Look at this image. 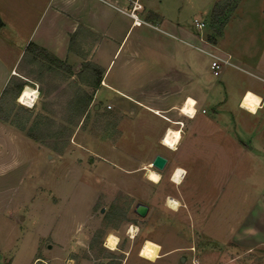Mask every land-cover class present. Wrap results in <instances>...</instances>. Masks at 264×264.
<instances>
[{"label":"rangeland","instance_id":"obj_1","mask_svg":"<svg viewBox=\"0 0 264 264\" xmlns=\"http://www.w3.org/2000/svg\"><path fill=\"white\" fill-rule=\"evenodd\" d=\"M234 1L215 0L213 6L222 8L224 15L215 20L211 10L208 13L209 0H190V7L184 8L187 23L191 26L193 19L204 21L205 27L196 35L209 42L205 45L199 41L198 45L224 53L210 44L222 36ZM165 2L161 0L162 5ZM242 10L252 11L250 6ZM233 27L218 45L231 48L227 39ZM247 36L249 41L240 38L246 47L243 52L253 55V47L261 44L259 39L264 34L248 33L246 40ZM0 44L5 45L1 38ZM184 47L194 65L191 76L198 74L206 82L216 80L207 67L209 57L193 47ZM30 53L33 60L16 67L25 79L9 76L0 89V258L13 257L14 264H29L34 253L38 257L34 264H78L81 260L92 264H146L137 254L149 261L145 257L153 251L152 245L160 244L163 252L172 250L174 258L162 257L155 264H264V207L250 208L252 201L264 196V107L256 115H248L252 105L247 93L240 99L241 109L236 107L240 94L233 92L250 78L245 70L233 65L222 67L219 80L235 82L228 93H224L222 84L221 93H180L172 109L168 107L173 102H164L166 97L170 99L167 93H145L154 98L159 95L161 98L155 99L160 100L161 109L157 113L141 112L128 100H123L119 110L114 99L118 95L112 92L95 93L101 83L100 73L89 61H61L40 48ZM24 85L38 91L33 106L17 101ZM184 94L196 101L193 119L179 111ZM218 106L229 113L214 115ZM204 124L210 130H204ZM215 125L226 129H211ZM168 127L180 130V144L186 138L191 141L189 155L180 156L181 145L172 151L160 144ZM7 133L26 140L14 145L4 137ZM207 136L211 146L223 145L217 152L212 147L204 164L198 165V151L206 147L201 139ZM231 138L239 143L254 140L256 158L243 155L238 162L232 161V150L225 142ZM156 154L168 157L169 163L162 170L153 169L162 177L153 184L145 173ZM182 161L190 170L176 185L170 177L174 164L180 166ZM5 164L8 166L2 167ZM195 166L198 170L193 171ZM194 173L203 174L206 193L198 188ZM168 197L181 203L178 212L166 207ZM30 198L34 200L30 202ZM137 203L148 207L145 216L134 213ZM20 205H25L30 216L24 210L12 215L4 208L9 206L15 212ZM205 206L212 215L217 213L219 226L205 224V216L213 218L209 211L204 212ZM130 225L140 229L134 239L129 235ZM109 233L120 239L117 251L104 245ZM177 256L184 258L183 263Z\"/></svg>","mask_w":264,"mask_h":264},{"label":"crops","instance_id":"obj_2","mask_svg":"<svg viewBox=\"0 0 264 264\" xmlns=\"http://www.w3.org/2000/svg\"><path fill=\"white\" fill-rule=\"evenodd\" d=\"M134 1L140 5L136 11L137 16L142 20L140 24H133L132 19L126 14ZM209 1L211 6L208 13L215 0ZM244 6L246 9L250 6L252 11L245 12L242 10ZM189 7L190 0H166L164 5H162L161 0H0V20L2 22L0 38L1 43H5L3 46L0 44V89L9 79V76L25 79V76L16 67L25 61L33 60L28 50L29 46L33 45L61 61L75 64L89 61L92 66L98 67L101 83L96 88L95 93L112 92L118 95L114 98L117 100L118 109L120 106L123 107V100H128L136 104L139 107L137 110L140 109L141 112L160 110V100L156 99L161 97L159 98L157 95L158 97L155 99L145 93H167L170 99L166 97L164 102L167 103L169 100L173 102L168 107L171 109L175 108L174 105L178 101L180 93L214 94L221 93L222 89H224V93H228V87L234 86L235 82L229 80L222 82L219 80L220 75L212 82L202 80L197 77L198 74L191 76L194 65L190 55H188V49L184 46L187 45L185 42L198 44L199 40L195 27L187 23L188 18L185 16L184 8L187 10ZM193 7H196V3ZM236 21H238L237 24H235ZM231 25L235 27H233L232 36H230L233 40L230 37L227 39L231 44V48L228 49V44L221 46L218 45V41L221 38H227V32L229 29L231 30ZM248 33L264 34V0L234 1L228 12V18L222 26V36L218 37L216 43L212 45L214 48L218 46L222 52L228 54L231 57L230 61L233 59V62L236 63L235 65L232 62L233 68L245 70V73L250 77L247 84L233 92L238 93L237 95L240 94L236 105L238 109H241L239 102L241 98L245 97L244 93H256L259 97L264 98V37L259 39L261 44L257 45V48L253 47L255 49L254 54L248 55L243 52L246 47L242 43V40L249 41V36L246 37L247 40L245 39V34L248 35ZM253 39L252 42L254 43ZM207 67L210 70L209 59ZM9 68L13 69L14 73H9ZM232 75L236 76V71H233ZM221 84L222 89L220 88ZM138 97H141V100ZM186 97L188 96L184 94V99ZM214 110V115L229 113L221 106ZM249 114L252 115L248 112ZM2 126L0 122V129ZM208 127V124H204V130H210ZM200 128H202L201 125ZM211 129L225 131L226 126H221V128L216 126ZM5 136L9 138V141L16 142V144L18 142L24 143L26 140V138L18 137L13 133H7ZM208 138L210 136L201 139L206 147L200 148L198 151L200 157L198 165L204 164L207 159L206 156L212 152V147H214V152H217L221 150L220 147L223 145L220 143L211 146L212 143L209 141L211 139ZM184 140H182V144H180L181 139L179 142V145L182 146L180 156L183 158L189 155L191 151V141L187 138ZM225 142L230 145L232 150V161L238 162L237 158L243 155L256 158L254 152L257 151V144L254 140L246 139L245 142L239 143L237 139L231 138L226 139ZM165 159L166 165L169 163V158L165 157ZM201 160L203 163H200ZM179 165L174 164L173 167H180L187 171L190 168L183 161ZM3 166L7 167L8 164ZM199 167L202 168V166ZM195 168L196 166L191 169L195 171ZM228 174L229 170L226 175L228 176ZM194 177H198V188L206 193L203 174L194 173ZM33 200L34 198L29 199L30 202ZM257 206L264 207L263 195L258 196L256 201H252L250 208L254 210ZM24 207L25 205L17 206L16 209L18 210L15 212L9 206L4 208L9 210L12 215L18 214L19 210H24L27 216H30ZM203 209L204 212L210 210L207 206ZM0 211L2 210L0 209ZM215 214L217 215V213ZM216 215H212L209 211V216L213 218L205 216L203 218L205 224L219 226V218ZM22 219L24 220V216ZM228 233H234V231ZM233 235L231 239H234L235 236L233 237ZM171 252L172 250L163 252L160 245V258L166 257L171 260L172 257L174 258ZM32 256L29 264H34L38 259L34 253ZM3 257L0 258V264H14L13 257L4 258V260ZM137 258L140 261H145L146 264H150V261L139 257L138 254ZM158 260L162 259H157L155 263ZM177 260L179 263H183L184 258L177 256ZM134 262L132 264H136ZM163 263L166 264L167 261ZM78 264L92 263L81 260Z\"/></svg>","mask_w":264,"mask_h":264},{"label":"clouds","instance_id":"obj_3","mask_svg":"<svg viewBox=\"0 0 264 264\" xmlns=\"http://www.w3.org/2000/svg\"><path fill=\"white\" fill-rule=\"evenodd\" d=\"M246 96L251 101V105H252L250 109L251 114L256 115L257 111L261 107H264V98L256 96L254 93H251V92L247 93ZM188 104H189V108L184 111V115H186L189 119H193L195 118L197 114V109L195 107L196 101L189 98ZM180 139H181V133L176 132L175 140H173L171 143L169 142L166 143L165 140H163L162 143L166 147H168L170 150L176 151L179 145ZM153 169H154L153 165L146 167V177L145 178L149 180L150 182H152L153 184H158L162 177L160 176L159 172ZM186 176H187L186 169L177 168L173 172L171 180L174 184L180 185L183 182V180L186 178ZM181 206H182L181 203L177 200L170 198L169 200L166 201V207H168L169 210L172 212H178ZM139 231L140 229L136 225L129 226V235L131 238L134 239L135 236L139 234ZM119 243H120L119 237L113 233H109L105 240V247L108 248L110 251H117ZM148 243H151V242H148ZM152 248H153V251L149 253L145 258L150 261V264H155V261L160 258L159 257L160 245L153 244Z\"/></svg>","mask_w":264,"mask_h":264},{"label":"built area","instance_id":"obj_4","mask_svg":"<svg viewBox=\"0 0 264 264\" xmlns=\"http://www.w3.org/2000/svg\"><path fill=\"white\" fill-rule=\"evenodd\" d=\"M139 8H140V5L134 1L132 3L131 8L126 11V14L132 19L133 24H140L142 22V20L139 19V17L137 16V13H136V11ZM192 23H193V26L195 27V30H197V31H201L205 27L204 21L199 20V19H193ZM197 39L201 43L203 42V44H205V45H206V43H209L207 40H204L200 36L197 37ZM185 43L188 46L193 47V48L203 52L204 54H206L209 57V68H210L212 75L215 77L219 76V73H220L222 67H225L227 65H232V63L230 61L231 57L229 55L225 56L224 53L220 54V53L214 51L212 48L205 47L206 48L205 49L201 45H198V44H194V43H190V42H185ZM207 45H209V44H207ZM210 46H212V45L210 44ZM106 108H110V105H107Z\"/></svg>","mask_w":264,"mask_h":264},{"label":"bare ground","instance_id":"obj_5","mask_svg":"<svg viewBox=\"0 0 264 264\" xmlns=\"http://www.w3.org/2000/svg\"><path fill=\"white\" fill-rule=\"evenodd\" d=\"M37 92L34 88L30 87L29 85H25L23 86L22 90L20 91L19 95H18V102L24 106H27V107H30L31 105L33 106V102L35 101L36 97H37ZM191 98L192 100H194L192 97H186L184 100H183V103L181 104L180 108H179V111L180 113H182L184 115V111L186 109L189 108V104H188V99ZM186 116V115H185ZM176 132H180V130L178 129H173V128H170L168 127L165 132L163 133V135L161 136L160 138V144L163 145L164 147H166L162 141L163 140H168L169 143H171L173 140L176 139ZM181 133V132H180ZM168 148V147H166ZM169 149V148H168ZM177 168H180V167H176L174 169V171L177 169ZM173 171V172H174ZM172 172V174H173ZM172 174H171V177H172ZM146 175V173H145ZM171 177H170V180H171ZM172 181V180H171ZM174 199L176 200L175 198H172V197H168L167 200L169 199ZM128 233V232H127ZM108 236V235H107ZM106 236V237H107ZM106 240V238H105ZM105 245V244H104Z\"/></svg>","mask_w":264,"mask_h":264},{"label":"water","instance_id":"obj_6","mask_svg":"<svg viewBox=\"0 0 264 264\" xmlns=\"http://www.w3.org/2000/svg\"><path fill=\"white\" fill-rule=\"evenodd\" d=\"M165 163L166 159L162 155L156 154L151 160L150 165H153V167L157 170H162L165 166ZM147 210L148 207L142 203H137L134 207V213H136L140 217L145 216Z\"/></svg>","mask_w":264,"mask_h":264},{"label":"trees","instance_id":"obj_7","mask_svg":"<svg viewBox=\"0 0 264 264\" xmlns=\"http://www.w3.org/2000/svg\"><path fill=\"white\" fill-rule=\"evenodd\" d=\"M222 11H223L222 8L218 9V8H216V5L213 6L212 9H211V13H212L213 18H214L215 20H217V18H218L219 16H221V17L224 16V15L222 14ZM228 12H229V11H228ZM227 14H228V13H227ZM225 16H227V15H226V12H225ZM222 24H223V23H221V25H222ZM221 25H220V26H221ZM1 26H2V22H1V20H0V27H1ZM219 33H220V32H219ZM218 35H219V34H218ZM207 41H208V40H207ZM32 46H33V45H30V46H29V48H28L29 51H33V48H34V49H37L36 46H33V48H32ZM18 88L20 89V88H21V85H19ZM18 94H19V93H18ZM17 96H18V95H17Z\"/></svg>","mask_w":264,"mask_h":264},{"label":"snow or ice","instance_id":"obj_8","mask_svg":"<svg viewBox=\"0 0 264 264\" xmlns=\"http://www.w3.org/2000/svg\"><path fill=\"white\" fill-rule=\"evenodd\" d=\"M189 103H191V102H189ZM187 110V109H186ZM176 135V134H175ZM165 142L167 143V142H169L168 140H165Z\"/></svg>","mask_w":264,"mask_h":264}]
</instances>
